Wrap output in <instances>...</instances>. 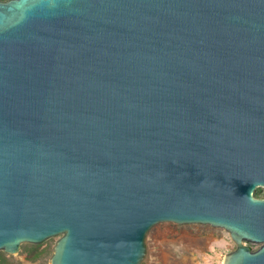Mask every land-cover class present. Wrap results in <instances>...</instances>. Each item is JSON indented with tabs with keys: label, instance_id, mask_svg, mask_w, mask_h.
<instances>
[{
	"label": "water",
	"instance_id": "obj_1",
	"mask_svg": "<svg viewBox=\"0 0 264 264\" xmlns=\"http://www.w3.org/2000/svg\"><path fill=\"white\" fill-rule=\"evenodd\" d=\"M257 187L264 0H0V250L143 264L173 221L264 264Z\"/></svg>",
	"mask_w": 264,
	"mask_h": 264
},
{
	"label": "rangeland",
	"instance_id": "obj_2",
	"mask_svg": "<svg viewBox=\"0 0 264 264\" xmlns=\"http://www.w3.org/2000/svg\"><path fill=\"white\" fill-rule=\"evenodd\" d=\"M255 191V196L264 197V187H257ZM60 236H50L39 243L23 242L14 254L0 250V264H50L55 242ZM247 244L252 249L258 247L255 243ZM235 246L223 227L162 221L154 224L146 234L143 264H222L224 256Z\"/></svg>",
	"mask_w": 264,
	"mask_h": 264
},
{
	"label": "bare ground",
	"instance_id": "obj_3",
	"mask_svg": "<svg viewBox=\"0 0 264 264\" xmlns=\"http://www.w3.org/2000/svg\"><path fill=\"white\" fill-rule=\"evenodd\" d=\"M191 237H192V236H191ZM187 239H188V237H187ZM190 239H191V238H190ZM197 239H198V237H197ZM202 239H204V238H202ZM188 240H189V239H188ZM192 240H193V239H192ZM200 240H201V239H200ZM190 241H191V240H190ZM196 244H199V243H196ZM196 244H195V245H196Z\"/></svg>",
	"mask_w": 264,
	"mask_h": 264
},
{
	"label": "trees",
	"instance_id": "obj_4",
	"mask_svg": "<svg viewBox=\"0 0 264 264\" xmlns=\"http://www.w3.org/2000/svg\"><path fill=\"white\" fill-rule=\"evenodd\" d=\"M255 195H257V191H255V193H254Z\"/></svg>",
	"mask_w": 264,
	"mask_h": 264
}]
</instances>
